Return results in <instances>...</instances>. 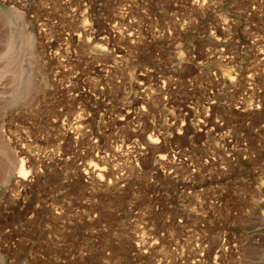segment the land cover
Returning a JSON list of instances; mask_svg holds the SVG:
<instances>
[{
  "label": "rangeland",
  "instance_id": "1",
  "mask_svg": "<svg viewBox=\"0 0 264 264\" xmlns=\"http://www.w3.org/2000/svg\"><path fill=\"white\" fill-rule=\"evenodd\" d=\"M263 207L264 0H0V264H264Z\"/></svg>",
  "mask_w": 264,
  "mask_h": 264
},
{
  "label": "bare ground",
  "instance_id": "2",
  "mask_svg": "<svg viewBox=\"0 0 264 264\" xmlns=\"http://www.w3.org/2000/svg\"><path fill=\"white\" fill-rule=\"evenodd\" d=\"M153 137V136H152ZM151 137V141H157L158 140V138H152ZM26 171H25V169H24V166H23V164L21 165V168H20V170L18 171V173H17V177H19V178H24L25 177V175H26ZM98 175V174H97ZM259 215V214H258ZM257 223L259 224L258 226L259 227H261V226H264V207H263V209H261V211H260V215L258 216V218H257ZM256 224V223H255ZM264 238V237H263ZM262 243V242H261ZM263 243H264V240H263ZM262 243V244H263ZM262 253V252H261Z\"/></svg>",
  "mask_w": 264,
  "mask_h": 264
}]
</instances>
